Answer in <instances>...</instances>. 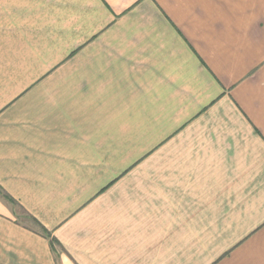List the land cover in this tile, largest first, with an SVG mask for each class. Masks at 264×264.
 <instances>
[{"label": "crops", "instance_id": "obj_1", "mask_svg": "<svg viewBox=\"0 0 264 264\" xmlns=\"http://www.w3.org/2000/svg\"><path fill=\"white\" fill-rule=\"evenodd\" d=\"M0 264H264V0H0Z\"/></svg>", "mask_w": 264, "mask_h": 264}, {"label": "trees", "instance_id": "obj_2", "mask_svg": "<svg viewBox=\"0 0 264 264\" xmlns=\"http://www.w3.org/2000/svg\"><path fill=\"white\" fill-rule=\"evenodd\" d=\"M0 195L3 197V199H5L7 202H10L11 204H13L12 203V200L7 196V195H5V194H2L1 192H0Z\"/></svg>", "mask_w": 264, "mask_h": 264}]
</instances>
